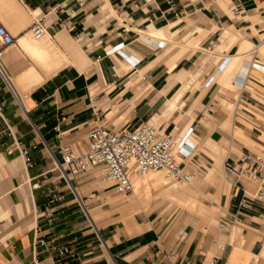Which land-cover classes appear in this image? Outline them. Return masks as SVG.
Wrapping results in <instances>:
<instances>
[{
  "label": "crops",
  "instance_id": "crops-1",
  "mask_svg": "<svg viewBox=\"0 0 264 264\" xmlns=\"http://www.w3.org/2000/svg\"><path fill=\"white\" fill-rule=\"evenodd\" d=\"M173 1L0 0L16 38L3 59L23 97L0 76V202L12 209L0 264H264L258 184L224 167L264 149V0ZM38 18L54 36H33ZM144 122L172 132L196 173L188 186L140 176L132 202L144 209L127 216L99 170L55 167L62 148L87 149L92 128ZM160 196L194 211L176 220Z\"/></svg>",
  "mask_w": 264,
  "mask_h": 264
},
{
  "label": "built area",
  "instance_id": "built-area-1",
  "mask_svg": "<svg viewBox=\"0 0 264 264\" xmlns=\"http://www.w3.org/2000/svg\"><path fill=\"white\" fill-rule=\"evenodd\" d=\"M174 3L173 0H169ZM235 6L233 11H238ZM71 29L70 26H68ZM50 29L42 18L36 19L30 32L36 37H43ZM16 41L14 34L6 25L0 24V76L8 89L20 97L14 89L12 73L4 62L6 48ZM212 45L208 46V50ZM256 68L264 72V64H255ZM5 103L0 104V115ZM88 147L79 152L69 146L62 148V159L57 160L55 167L68 178L74 175L99 170L100 177L117 193H128L134 188L135 176H144L151 171L164 170L169 180L191 183L196 173L190 169L189 163L184 161L186 154L176 145L174 135L170 131L159 128L153 122H144L133 128L116 132L107 126H96L88 133ZM23 161L27 167L33 165L28 148L20 147ZM226 171L238 177H245L250 182H256L258 188L252 195L257 200L264 199V149L258 152H243L236 161H226ZM246 193V191L244 192ZM62 196H55L51 202L61 200ZM246 196L241 200V206L246 205ZM46 215L49 222L53 217L48 209ZM225 228V223H220ZM40 242L46 241L41 239ZM225 248H222L224 251ZM70 250L64 246L59 253L64 255ZM207 264H230L223 256L213 257Z\"/></svg>",
  "mask_w": 264,
  "mask_h": 264
},
{
  "label": "rangeland",
  "instance_id": "rangeland-1",
  "mask_svg": "<svg viewBox=\"0 0 264 264\" xmlns=\"http://www.w3.org/2000/svg\"><path fill=\"white\" fill-rule=\"evenodd\" d=\"M151 175H157L158 177L163 178V179L166 176L165 172H163V171L151 172V173L147 174L146 176H151ZM99 177H100V173H99ZM137 178H138V176H135L133 181ZM169 183H170L169 185L176 184L177 186L178 185H186V186L189 185L187 182L172 181V180H170ZM23 192H24V189H23ZM109 195L111 196L110 197L111 205L118 206L119 207L118 210H121L123 213H126L127 216L132 215L133 213L140 211L141 209H144L140 205H135L132 202V191L128 192V193H122L121 194V193L115 192V190H111L109 192ZM160 197H162V200H164L165 203H169V204L173 205L172 213L177 214L176 220L179 219L180 216H182L185 212L194 211L193 209H191L187 205L180 204L177 201L164 198L163 196H160ZM155 198H157V197H155ZM4 202H5L4 204H7L6 209H4V206H3L4 204L2 202H0V219H3V218L8 219L10 217V213L12 211V209H10V207L8 206V203H6V201H4ZM21 205L17 204L16 206H21ZM147 208L149 209L150 206H148ZM185 222H186V219L184 220V223ZM0 233H1L0 234V245H1L6 240V238L9 237L10 233L2 232L1 226H0Z\"/></svg>",
  "mask_w": 264,
  "mask_h": 264
},
{
  "label": "bare ground",
  "instance_id": "bare-ground-1",
  "mask_svg": "<svg viewBox=\"0 0 264 264\" xmlns=\"http://www.w3.org/2000/svg\"><path fill=\"white\" fill-rule=\"evenodd\" d=\"M32 33V32H31ZM46 35H48V36H54L55 35V33H53L52 31H48L44 36H46ZM34 36V35H33ZM35 37V36H34ZM12 82H13V86H14V89H15V91H16V93L18 94V95H20L21 96V94L19 93V91H18V89H17V87H16V85H15V83H14V80H13V76H12ZM22 97V96H21ZM23 98V97H22ZM160 171H164V170H159V171H151V172H160ZM151 172H149V173H151ZM149 173H147V174H149ZM147 174H145L144 176H146ZM165 174H166V172H165ZM138 177H140V176H138ZM165 178L167 179V180H169V178L167 177V176H165ZM170 181V180H169ZM37 223V222H36Z\"/></svg>",
  "mask_w": 264,
  "mask_h": 264
}]
</instances>
